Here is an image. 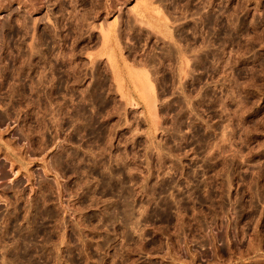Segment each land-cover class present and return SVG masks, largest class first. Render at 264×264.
Segmentation results:
<instances>
[{
    "label": "rangeland",
    "instance_id": "rangeland-1",
    "mask_svg": "<svg viewBox=\"0 0 264 264\" xmlns=\"http://www.w3.org/2000/svg\"><path fill=\"white\" fill-rule=\"evenodd\" d=\"M1 213L0 264H264V0H0Z\"/></svg>",
    "mask_w": 264,
    "mask_h": 264
},
{
    "label": "bare ground",
    "instance_id": "bare-ground-1",
    "mask_svg": "<svg viewBox=\"0 0 264 264\" xmlns=\"http://www.w3.org/2000/svg\"><path fill=\"white\" fill-rule=\"evenodd\" d=\"M21 2H22L23 5H24V0H20V3H21ZM107 39H108V38H107ZM109 41H110V39H109ZM110 42H111V41H110ZM13 93H14V92H13ZM14 94H15V93H14ZM7 110H8V109H7ZM10 110H11V109H10ZM8 112H9V111H8ZM8 112H7V113H8ZM10 112H12V111H10ZM12 113H13V112H12ZM6 115H7V114H6ZM10 117H11V116H10ZM5 118H6V117H5ZM8 118H9V117H8ZM1 119H2V118H1ZM33 127H34V126H33ZM27 132H28V131H27ZM22 134H23V133H22ZM25 134H26V133H25ZM22 137H23V136H22ZM25 137H27V136H25ZM25 137H24V138H25ZM29 137H30V136H29ZM27 138H28V137H27ZM30 140H31V139H30ZM14 145H15V144H14ZM58 160H59V159H58ZM58 160H56V162H57ZM61 161H62V160H61ZM57 163H58V162H57ZM60 163H61V162H60ZM54 164H55V162H54ZM3 175H4V174H3ZM14 186H15V185H14ZM11 188H12V187H11ZM9 189H10V188H9ZM43 193H44V192H43ZM1 212H2V211H1ZM5 213H6V212H5ZM2 214H4V213H1V215H2ZM4 215H5V217L2 215V217H0V219L3 218V217H4V218L7 217V216H6L7 214H4ZM8 215H9V214H8ZM8 218H9V217H8ZM1 220H2V219H1ZM1 220H0V221H1ZM4 220H5V219H4ZM5 221H6V220H5ZM7 221H8V220H7ZM3 223H4V221H3ZM4 227H5V226H4ZM4 227H3V228H4ZM0 229H1V228H0ZM4 230H5V229H4ZM6 230H7V229H6ZM0 231H1V230H0ZM21 231H22V230H21ZM18 232H19V231H18ZM0 233H1V232H0ZM5 233H7V232H5ZM8 233H9V232H8ZM2 234H3V233H2ZM2 234H1V235H2ZM9 234H10V233H9ZM9 234H8V235H9ZM18 234H19V233H18ZM21 234H22V232H21ZM21 234H20V237H21ZM4 236H6V234H5ZM22 236H24V235H22ZM1 237H3V236H1ZM7 239H8V237H7ZM4 242H5V241H4ZM4 242H3V245H6V244H4ZM7 242H8V241H6V243H7ZM9 243L11 244V242H9ZM19 243H20V242H19ZM8 245H9V244H7V246H8ZM15 245H17V244H15ZM20 245H21V244H20ZM7 246H6V247H7ZM9 246H11V245H9ZM22 246H23V245H22ZM2 247H3V246H2ZM4 247H5V246H4ZM6 247H5V248H6ZM15 247H16V246H15ZM17 247H19V245H18ZM23 247H25V246H23ZM7 249H8V248H7ZM12 249H13V248H12ZM14 249H15V248H14ZM14 249L12 250V252L14 251ZM17 249H18V248H17ZM26 249H27V248H26ZM8 250H10V249H8ZM15 250H16V249H15ZM19 250H20V248H19ZM21 250H22V249H21ZM23 250L25 251V249H23ZM14 252H15V251H14ZM10 253H11V252H10ZM10 253H9V251H8V254H10ZM20 253H22V252H20ZM26 254H27V253H26ZM10 255L12 256L13 253H11ZM14 255H15V254H14ZM16 255H17V254H16ZM20 255H21V254H20ZM23 255H24V254H23ZM12 257H13V256H12ZM21 257H22V256H21ZM19 258H20V257H19Z\"/></svg>",
    "mask_w": 264,
    "mask_h": 264
}]
</instances>
